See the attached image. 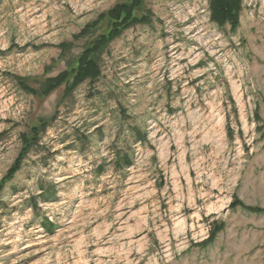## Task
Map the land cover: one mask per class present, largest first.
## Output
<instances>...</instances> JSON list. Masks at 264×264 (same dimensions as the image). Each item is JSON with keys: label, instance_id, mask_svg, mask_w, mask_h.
<instances>
[{"label": "rangeland", "instance_id": "374dc122", "mask_svg": "<svg viewBox=\"0 0 264 264\" xmlns=\"http://www.w3.org/2000/svg\"><path fill=\"white\" fill-rule=\"evenodd\" d=\"M123 1L0 0V264H264V0H143L42 96Z\"/></svg>", "mask_w": 264, "mask_h": 264}, {"label": "trees", "instance_id": "16d2710c", "mask_svg": "<svg viewBox=\"0 0 264 264\" xmlns=\"http://www.w3.org/2000/svg\"><path fill=\"white\" fill-rule=\"evenodd\" d=\"M143 0H125L111 7L106 14H101L97 21L85 27H97L99 22L105 24V32L93 41L78 58L75 67L68 71L59 73L56 77L48 79L44 84V89L41 91L42 96H47L52 91L58 89L62 85L64 89V99L70 98L73 91L83 84L85 81H96L100 74V67L93 57L101 48L119 37L122 32L138 24H149L150 19L145 16H137L136 12L141 7ZM242 0H213L211 3V20L221 28L224 25L231 26L232 32H235L239 25V12L243 8ZM138 142H146L145 137L138 136ZM131 161L123 160V163H117L118 167H129ZM43 227L47 232H52L54 226L46 218L43 219Z\"/></svg>", "mask_w": 264, "mask_h": 264}]
</instances>
